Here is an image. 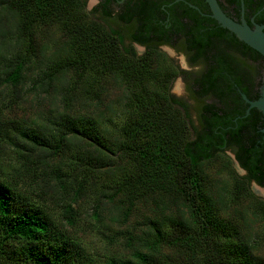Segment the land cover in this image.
Returning <instances> with one entry per match:
<instances>
[{
	"label": "trees",
	"instance_id": "16d2710c",
	"mask_svg": "<svg viewBox=\"0 0 264 264\" xmlns=\"http://www.w3.org/2000/svg\"><path fill=\"white\" fill-rule=\"evenodd\" d=\"M168 1L173 0H150L158 9ZM189 1L200 6L199 0ZM219 1L225 10L240 6L239 0ZM258 1L261 8L264 0ZM150 2L136 5L140 22L134 38L146 43L154 35L156 41L176 45L183 37L191 64L201 63L199 71L180 69L156 45L142 55L122 46L116 30L90 16L86 0H0V20L9 17L14 23L13 38L5 42L12 52L3 71L13 94L27 83L43 29L56 26L69 51L65 59L37 71L33 80L36 90L58 91L65 84L60 94L64 110L44 125L18 126L5 116L9 105L0 98V144L60 161L69 157L84 172L82 177L94 170L108 172L111 196L127 217L138 202L151 207L155 217L127 239L130 257L109 256L101 264H264L255 243L226 212V202L207 187L203 168L204 162L232 149L246 172L235 175L233 199L247 200L264 225V200L249 186L252 181L264 186V117L257 108L245 116L248 104L241 95L251 100L260 96L264 57L197 12L177 20L182 35L164 39L155 33L159 24L148 22ZM178 75L186 77L198 102L197 125L188 104L171 92ZM106 78L124 89L118 115L123 121L106 125L109 121L94 115L70 113L77 83L87 97L101 100ZM82 187L77 186L76 194ZM61 217L54 218L16 183L0 180V264H100L65 227L76 225L72 203Z\"/></svg>",
	"mask_w": 264,
	"mask_h": 264
},
{
	"label": "rangeland",
	"instance_id": "374dc122",
	"mask_svg": "<svg viewBox=\"0 0 264 264\" xmlns=\"http://www.w3.org/2000/svg\"><path fill=\"white\" fill-rule=\"evenodd\" d=\"M94 5L93 0H86L85 6L91 17L101 21L107 27L117 24L116 21L103 20L98 14H93ZM8 20L4 18L0 20V98L3 103L9 105V107L4 106L5 116L18 121V126L33 127L34 123L44 125L49 123L58 111L64 110L60 94L64 91L65 84L64 87H59L58 91L53 88L44 91L36 90L33 80L37 71L65 59L68 56V48L56 26L43 29L37 38L34 51L36 56L32 57L33 62L26 78L27 83L20 91L13 94L7 87L3 75L8 63L6 58L12 52V49H7L5 44L6 39L13 38L11 31H13L14 23L13 20ZM6 23L8 26L5 25ZM141 49L137 46L138 53H142ZM162 51L169 54L174 64L183 70L197 72L201 69V65L192 67L186 54L181 50L174 53L170 48L163 47ZM74 81V79L69 80V82ZM76 86L77 88H74L78 89L79 93L76 94L78 96L73 102L74 110L70 113L94 115L102 121H109L106 125L123 121V117L119 118L118 115L121 113L125 92L122 85L113 78H106L103 81L102 87L106 89V92L100 94L101 100L87 97L86 93L81 91L80 82ZM171 92L188 104L191 119L197 125L198 102L193 98L185 76L178 75L174 79ZM21 141L25 142L22 139ZM40 154H32L11 144L1 143L0 180L7 179L16 183L41 205L46 206L58 220L62 219L65 205L72 203L77 215L76 225L66 224L65 227L86 246L98 263H103L109 256L130 257L131 249L127 239L131 236L130 234L137 235L141 230H145L150 219L155 217L151 207L138 202L127 217L124 215L125 210L118 207V198L111 196L109 186L112 184V177L108 172L94 170L82 177L84 172L80 171L69 157L60 161L43 152ZM26 156L28 161L25 160ZM203 168L207 187L213 191V196L217 200L222 199L226 202L225 205L228 208L226 212L239 222L244 235L255 243L257 256L264 260V225L253 215L247 200L242 199L243 197L235 201L233 199L236 192L235 175L236 173L240 176L245 175V171L234 160V151L228 149L224 154H218L212 160L204 162ZM80 184L83 187L76 194L77 186ZM249 186L252 193L264 200V186L253 181Z\"/></svg>",
	"mask_w": 264,
	"mask_h": 264
},
{
	"label": "flooded vegetation",
	"instance_id": "af4514ba",
	"mask_svg": "<svg viewBox=\"0 0 264 264\" xmlns=\"http://www.w3.org/2000/svg\"><path fill=\"white\" fill-rule=\"evenodd\" d=\"M239 1H240V6L237 7V5H235L234 10L233 8H230L228 10L227 9L225 10L223 8L222 9L224 11H227L230 17H232L233 19L239 22L242 20L244 16L247 23L251 27H255V25L257 24L264 25V5L261 8H259L258 0H254V1L249 0L247 5L245 4L244 1V13H243L241 0ZM93 2L95 3L92 10L93 14L94 13L98 14V16L100 18H103V20H110L117 22L115 26L113 27L108 26V27L118 32L117 37L123 39L122 46H126L128 48H131L132 46L138 55H142L146 53L148 47L153 45L158 46L161 50L163 47H168L174 53L181 50L186 54V58L190 63V65L192 67L196 66L191 64L190 62L191 54H189V52L186 51L185 49L183 37H181V39L179 40L177 39L176 45H173V43L170 42H166L165 40L156 41L155 39L152 38L154 37V35H150L146 43H141L134 38L136 34L138 35L137 30L140 22L139 21L140 17H139V13L136 10V5L140 4L141 2H150V0H93ZM199 2H200V6L193 2H190L189 0H173V1L163 2V4H161L159 9L157 8L156 5L150 2L151 3L150 11H149L150 16L148 22H150L151 26L156 25V23L159 24L158 30L157 32H155L157 33V35L163 36L164 39H168L170 35L173 37L174 40L176 39V37H178V35L183 34L182 26H180L179 24H178L179 26L177 25V20H179L181 17L184 18V20H186V16H191L195 14V12H197L200 14L201 18L203 19L206 18L207 21L215 20L210 16L211 10L206 0H199ZM190 4L196 5L198 9L193 8L192 6H190ZM106 10L111 12V17L107 18L104 16ZM147 25L149 24L147 23ZM145 33H148V31H145ZM137 46H140L142 48L141 49L142 53H138ZM168 56L170 55L168 54ZM200 64L201 63L197 65Z\"/></svg>",
	"mask_w": 264,
	"mask_h": 264
},
{
	"label": "water",
	"instance_id": "95a60500",
	"mask_svg": "<svg viewBox=\"0 0 264 264\" xmlns=\"http://www.w3.org/2000/svg\"><path fill=\"white\" fill-rule=\"evenodd\" d=\"M206 2L210 7L211 10L210 16L212 18H214L222 27L230 30L239 40H241L249 47L259 52L264 57V25L257 24L255 25V27H251L247 23L244 16L240 22L228 16L225 13V11L222 9L219 0H206ZM190 6L198 9L196 5L190 4ZM241 6H242V11L244 13V0H241ZM241 95L244 101L248 104V108L246 109L245 116L250 113V110L252 108H257L262 112L264 117V79L262 81V85L260 86V96L256 100L249 99L244 93H241ZM262 132H264V127L262 128ZM234 160L236 164L242 170H244L240 166L235 155H234Z\"/></svg>",
	"mask_w": 264,
	"mask_h": 264
}]
</instances>
